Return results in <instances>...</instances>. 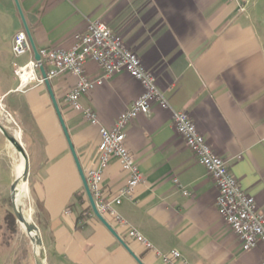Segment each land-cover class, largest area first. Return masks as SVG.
Wrapping results in <instances>:
<instances>
[{"label":"crops","instance_id":"0c3cea01","mask_svg":"<svg viewBox=\"0 0 264 264\" xmlns=\"http://www.w3.org/2000/svg\"><path fill=\"white\" fill-rule=\"evenodd\" d=\"M17 1L37 50H67L89 23L104 22L154 74L170 103L171 110L154 106L126 128V146L144 180L114 205L119 216L155 250L178 251L189 264H262L264 245L243 251L220 216L217 185L177 133L172 111L190 115L264 213V0H248L244 12L227 0ZM22 31L15 0H0V98L22 131L30 163L27 214L42 238L45 264H139L132 254L141 264H163L107 215L130 254L96 218L86 194L84 203L78 202L84 187L45 84L18 90L13 64L34 57L12 53L13 39ZM85 70L90 79L104 75L94 62ZM76 81L65 73L50 85L85 173L97 160L99 128L65 102ZM142 93L141 84L122 72L84 95L81 104L112 128ZM16 159L0 132V206L7 201L12 206ZM127 180L112 160L104 173L106 197H116ZM174 180L191 195L184 196ZM1 211L0 221L7 213ZM10 235L0 229V264H35L28 234L4 238Z\"/></svg>","mask_w":264,"mask_h":264},{"label":"built area","instance_id":"2783aa9c","mask_svg":"<svg viewBox=\"0 0 264 264\" xmlns=\"http://www.w3.org/2000/svg\"><path fill=\"white\" fill-rule=\"evenodd\" d=\"M227 1L237 3L239 12H244L248 3V0ZM12 53L16 58L33 53L25 31L15 35ZM38 53L40 61L32 57L24 65L13 64L14 75L19 81L18 90L23 91L33 83L44 84V80L38 75L41 68L46 70L49 80L65 73L76 77L77 81L66 94L65 102L74 111L83 113L91 125L99 128L97 160L85 172L98 212L105 220L106 216L110 215L118 225L126 227L128 238L154 251L163 264H189L178 251L166 255L155 250L146 238L131 228L114 209V205H119L122 198L131 196L144 180L134 156L126 146V128L138 116L149 115L154 106L162 110H171L170 103L159 89L154 74L146 69L141 59L126 46L122 37L102 21L89 23L84 32L74 37V44L67 50L43 48L38 50ZM88 62L97 64L104 75L90 79L85 70ZM122 72L139 82L143 87V93L132 103L129 110L117 118L112 128H106L100 124L94 110L82 106L81 98L102 86L106 78ZM172 120L177 133L194 154L197 162L215 181L218 188L217 210L240 240L242 250L247 252L259 244L264 245V213L258 210L255 199L243 190L230 172L228 162L212 150L188 113L172 111ZM112 160L119 162L128 174V180L116 197L108 199L104 190V173ZM174 182L182 189L184 196L191 195L177 180Z\"/></svg>","mask_w":264,"mask_h":264},{"label":"water","instance_id":"95a60500","mask_svg":"<svg viewBox=\"0 0 264 264\" xmlns=\"http://www.w3.org/2000/svg\"><path fill=\"white\" fill-rule=\"evenodd\" d=\"M15 2L17 4V8L19 10V13L23 19L24 27H25V30H26L28 39L30 41L33 54H34V59L36 61H40V56H39L38 50L34 44V41L32 39V36H31L30 31L28 29V26L26 25V23L24 21L23 14H22V11H21L20 6L18 4V1L15 0ZM40 73H41L42 79L44 80V84L47 88L50 99L52 101L53 108H54L56 115L58 117L60 126L62 128L63 133H64V136H65V139L67 141L68 147L70 149L71 155L74 159L75 165L77 167L78 173L80 175V178H81V181H82V184L84 187L85 194L87 196V199L89 201L90 207H91L94 215L109 230V232L130 252V254H132V252L129 249V247L127 246V244L118 236V234L114 231V229L110 226V224L98 212L96 205H95V202L93 200L88 182L86 180L85 173H84L83 168L81 166L80 159L77 155L74 144L71 140L70 134H69L68 129L66 127V124H65L62 112L60 110L59 104L56 100V97H55L53 91H52V88L50 85V80L47 77L46 70L44 68H41ZM0 132L6 138L8 143H11L15 147L16 153H18L23 159V166H24L23 172H22L20 177L16 178V180L12 186V210H13V213L16 217L17 222L22 227H24L28 236L32 237L31 241H32V244L35 248L34 249L35 250V253H34L35 264H45V250H44V244H43L42 238H41L37 228L34 226V224H32L31 220H28L26 218L22 208H20L17 205V201H18V199L20 197V193H21V187L28 184V178H29V172H30V163H29L28 154L26 152V149H25L23 143L21 141H19L16 138L15 134L12 133L10 130H8L1 122H0ZM20 199H22V198H20ZM20 199H19V201H20ZM132 256L136 259V261H138L139 264H141V262L138 260L137 257H135L133 254H132Z\"/></svg>","mask_w":264,"mask_h":264},{"label":"rangeland","instance_id":"374dc122","mask_svg":"<svg viewBox=\"0 0 264 264\" xmlns=\"http://www.w3.org/2000/svg\"><path fill=\"white\" fill-rule=\"evenodd\" d=\"M8 103V102H7ZM0 122L6 126L10 131H19L21 133V138H20V141L22 143H24V140H23V136H22V131H21V128H20V125L17 121V119L15 118L13 112H11V110L9 109V107L6 105V102L4 101L3 98H0ZM12 122V123H11ZM14 154V157L15 158H18L19 157V154L16 153V149L14 150L13 152ZM15 161L17 163H19V160L16 159L14 160V165H15ZM20 164V163H19ZM24 206V207H23ZM20 207L22 208V210L25 208L26 211L29 210L31 207L29 205V202L27 200V196L24 197L22 200H21V205ZM0 209L4 210L6 209L7 212L10 211V212H13L12 210V206H11V203L7 201V204L5 205H2L0 206ZM0 210V213L2 214L3 212ZM16 224H17V232L16 233H19V235L22 233V234H25V230H23L22 226H20V224L17 222L16 220ZM0 229H10L7 227V224L5 223V220H1L0 221ZM16 233H12V235H10V237H4V238H7V239H14L16 238ZM18 235V234H17ZM29 244H30V252H32V243L29 239Z\"/></svg>","mask_w":264,"mask_h":264},{"label":"bare ground","instance_id":"6f19581e","mask_svg":"<svg viewBox=\"0 0 264 264\" xmlns=\"http://www.w3.org/2000/svg\"><path fill=\"white\" fill-rule=\"evenodd\" d=\"M12 123V122H11ZM13 132H15L14 134H15V136H16V138L20 141V138H21V133L19 132V131H13ZM8 145H9V149L12 151V152H14V150H15V147L11 144V143H8ZM18 160H19V163H16V175H17V177H20L21 176V174H22V172H23V159H22V157L19 155V157H18ZM26 186L27 185H24V186H22L21 187V193H20V197H19V199L20 198H24V197H26ZM19 199H18V201H17V205L20 207V205H21V200L22 199H20V201H19ZM24 207V206H23ZM21 208V207H20ZM23 212H24V215L26 216V218L28 219V220H30L31 218L28 216V214H27V211H26V209L24 208L23 209ZM30 214H31V211H28ZM21 226V225H20ZM23 228V230H25L24 229V227H22ZM30 239L32 240V237H30ZM35 249V248H34Z\"/></svg>","mask_w":264,"mask_h":264},{"label":"trees","instance_id":"16d2710c","mask_svg":"<svg viewBox=\"0 0 264 264\" xmlns=\"http://www.w3.org/2000/svg\"><path fill=\"white\" fill-rule=\"evenodd\" d=\"M84 198H85L84 192L77 195V200L81 204L84 203V200H85ZM86 211L91 213L90 207L88 209H86ZM4 220H5V223L7 224V227L10 228L9 230H11L12 233H16L17 232V224H16V217H15L14 213L8 211L5 215Z\"/></svg>","mask_w":264,"mask_h":264}]
</instances>
